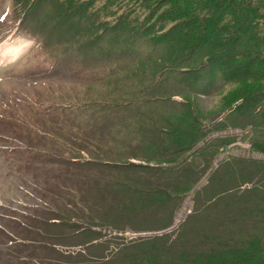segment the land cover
Masks as SVG:
<instances>
[{
  "label": "trees",
  "instance_id": "1",
  "mask_svg": "<svg viewBox=\"0 0 264 264\" xmlns=\"http://www.w3.org/2000/svg\"><path fill=\"white\" fill-rule=\"evenodd\" d=\"M12 5L10 13L19 28L37 38L40 51L51 59L59 58L53 66L59 70L79 65L101 82L90 99L77 97L52 106L61 118L75 116L74 123L66 118L60 121L70 133L30 137L37 154L58 156L66 169H76L77 186L79 174L86 171L91 185L99 182L104 170H133L141 172L140 177L184 172L174 188L173 184L169 188L167 184L123 183L141 208L163 206L196 186L200 174L191 160L200 155L210 164L206 148L216 139L209 138L210 133L239 123L240 116L250 118L244 126L251 123L255 133L257 126H264V0H12ZM219 82L234 87L223 95L228 109L216 122L214 110L203 109L197 98L212 93ZM140 102L152 108L165 105L172 111L155 115L150 108L136 111ZM134 114L146 117L134 120ZM147 118L152 121L148 129L144 126ZM116 123L130 133L139 132L143 154L109 145L117 139L112 131L117 130ZM98 130L101 140L96 137ZM86 134L89 138L84 140ZM36 138L38 143H34ZM98 143L101 148L96 147ZM252 144L264 152V139L256 138ZM68 149L71 154L65 156ZM89 169L99 172L91 174ZM185 177L190 179L182 182ZM127 221L117 227H153L133 218ZM47 224L53 225L48 232L51 237L72 238L73 244L84 245L88 253L93 248L104 250L110 243L101 238L98 226L103 222L85 219L83 213L77 220L58 214ZM176 243L163 234L117 243L113 255L121 254L122 261L88 264H264V245L258 235L240 245L225 243L193 254H173ZM82 253L77 255L86 257Z\"/></svg>",
  "mask_w": 264,
  "mask_h": 264
},
{
  "label": "rangeland",
  "instance_id": "2",
  "mask_svg": "<svg viewBox=\"0 0 264 264\" xmlns=\"http://www.w3.org/2000/svg\"><path fill=\"white\" fill-rule=\"evenodd\" d=\"M12 7V0H0V49L21 48L16 57L10 53L0 55V264L122 261L121 254L113 255L117 243L138 242L161 234L169 237V241H177L173 254L199 253L225 243L240 245L255 235L261 237L264 245V152L252 147L256 138L264 139V126H257L255 133L251 123L244 126L250 118L240 116L239 123H228L226 128L210 133L209 138H216L206 148L210 164L200 155H194L191 160L200 174L196 186L163 206L157 203L141 208L126 184L150 187L167 184L169 188L173 184L174 188L184 172L177 171L168 177L158 173L140 177L141 172L133 170H104L99 182L91 185L93 180L86 179V171L79 174L77 186L74 167L66 169V162L58 156L37 154V145H32L30 137L47 132L59 135L65 130L70 133L68 127L63 129L64 118L75 122V116L61 118L63 115L52 106L60 101H76L77 97L90 99L101 82L91 72L88 75V68L74 65L58 70L53 66L59 58L51 59L40 51L37 38L20 29L19 22L12 18ZM219 84L212 93L197 98L203 109L214 110L216 122L228 109L221 100L223 95L234 87L229 82ZM167 107L158 104L155 109L141 103L134 109L150 108L151 115H155L171 112ZM134 116L139 121L146 117ZM144 122L147 129L152 127L148 118ZM104 124L109 125L110 121ZM32 129H35L33 133ZM112 131H116L117 139L110 140L111 147L143 154L144 143H140L139 132L130 133L121 124ZM99 133L98 130L96 137L101 140ZM37 138L34 143H38ZM88 138L87 135L84 140ZM102 144L106 147V142ZM96 147H100L99 143ZM70 154V149L65 150V156ZM198 175L194 176L195 180ZM189 179L185 177L182 182ZM148 181L151 183L147 184ZM82 200L86 205L93 204L83 205ZM82 213L85 219L103 222L98 226L101 238L110 242L104 250L93 248L95 251L91 249L88 253L84 245L73 244L72 238L49 235L53 228L47 224L49 218L64 214L69 220H77ZM128 217L153 227L118 228L128 223ZM166 222L169 225L161 228ZM39 231H43L42 235ZM80 251L86 257L81 259L77 255Z\"/></svg>",
  "mask_w": 264,
  "mask_h": 264
},
{
  "label": "bare ground",
  "instance_id": "3",
  "mask_svg": "<svg viewBox=\"0 0 264 264\" xmlns=\"http://www.w3.org/2000/svg\"><path fill=\"white\" fill-rule=\"evenodd\" d=\"M21 51V48L17 47V48H9L8 50L1 48L0 49V55L2 53V55L4 56V53H10L12 56L11 57H16L18 55V53Z\"/></svg>",
  "mask_w": 264,
  "mask_h": 264
},
{
  "label": "built area",
  "instance_id": "4",
  "mask_svg": "<svg viewBox=\"0 0 264 264\" xmlns=\"http://www.w3.org/2000/svg\"><path fill=\"white\" fill-rule=\"evenodd\" d=\"M139 235H142V233H140Z\"/></svg>",
  "mask_w": 264,
  "mask_h": 264
}]
</instances>
